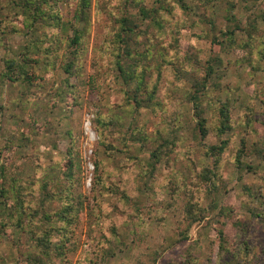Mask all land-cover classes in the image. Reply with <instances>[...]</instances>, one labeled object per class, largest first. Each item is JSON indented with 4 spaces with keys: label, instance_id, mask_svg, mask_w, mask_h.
Wrapping results in <instances>:
<instances>
[{
    "label": "rangeland",
    "instance_id": "374dc122",
    "mask_svg": "<svg viewBox=\"0 0 264 264\" xmlns=\"http://www.w3.org/2000/svg\"><path fill=\"white\" fill-rule=\"evenodd\" d=\"M11 1L13 0H0V12L4 19H14L15 14L20 13L19 9L14 6L12 8V4H9ZM176 1L165 0L166 9L172 11L173 17L170 22H165V29L157 46L165 47L176 20L179 22L183 18L190 28L187 31L180 29L181 39L178 48L181 55H190V51L195 50L202 61L209 58H219L222 61V67H216L215 71L223 76L219 80L214 76L208 81L205 100L210 99L213 103L218 101L219 105L228 103L229 115L236 122V128L222 135L221 140L230 141L232 149H240V140L243 139L246 142L247 155L244 154L241 160L250 169L239 172L232 162V157H227L229 154L226 156L221 163V174L226 188L221 190L222 194L217 204L228 207L230 204L247 202V190L254 196L259 188L264 186V159L254 152L256 147H262L264 153V105L260 102L264 89V51L262 50L264 49V0H209L206 6L199 0H182L189 9L185 15H182L179 7L175 5ZM91 3L90 27L84 34L78 58L82 71L78 77L68 79L67 89H63L62 82L66 76L59 67H54L51 74H46L48 68L42 61L31 63L33 66L29 72L35 77L32 86L27 87L20 82L11 84L9 81L0 84V146L6 143V139L21 145L18 148L4 150L3 153L8 157L6 167L11 176L20 178L26 183L40 185L41 182L52 180V177L60 171L59 164L67 159L66 149L69 142L74 143V151L81 169V172L80 169H74V178H81V185L75 186V190L85 196V207L72 233L75 246H72L73 250L64 258L65 264H88L94 259L97 251L100 253L104 251L102 264H127L137 243L140 248V264H181L189 245L193 243L199 245V250L196 252L199 264H204L208 260L215 262L219 251L217 229L226 219L218 213V210L214 212L209 210L210 199L206 196L202 197L200 204L206 209L204 220L195 223L187 231L185 240H182L177 232L185 204L182 185L191 181L194 166L211 168L212 162L204 156V152L220 142L212 128L216 125L215 119L206 111L203 116L210 119L211 125L208 126L210 132L205 138L199 135L192 104L187 101V94L195 83L202 81L204 73L196 66H193L192 72L187 67H180L175 79H172L169 69L163 67L162 71L167 72V79H164V82L175 80L176 84L169 82L164 84L162 111H158L155 115L145 113L137 119H131L119 112L121 102L113 98L104 84L101 70L99 72L98 70L99 64L104 61L103 57L105 58L100 48L109 37L108 32L112 31L114 17L121 15L120 9L125 3L121 0H91ZM154 4V0H144L146 8H151ZM74 6V1L63 0L60 6L63 21L72 18ZM97 6L100 8L98 13H96ZM127 11L130 15H137L138 12L135 6H128ZM228 13L235 17V21L227 20ZM252 19L256 21L258 33L256 42L251 45L252 49L248 50L244 48V44L247 41L248 24ZM209 20L214 23L213 28L207 24ZM197 22H201V25L196 24ZM146 25L147 23H144L142 27ZM235 25L239 30L235 32L234 43L231 44L226 42L222 32L234 29ZM194 35L202 37L197 38ZM212 37L224 41L223 49L214 48L210 44ZM7 38L8 51L0 48V71L4 68V58L12 57L21 61L27 52V45L30 44L25 36L8 35ZM191 47L194 49L190 50ZM143 50V47L138 49L139 52ZM31 51L29 57L33 60L38 59V55ZM261 52L263 56L260 55ZM163 55L167 57L166 63L177 64V59L174 60L171 51L168 54L164 51ZM54 85L60 87L59 96L52 88ZM246 105L254 108L258 120L252 122L251 129L245 128L243 120ZM86 113L93 114L94 118L95 115L101 114L120 119L121 127L115 128L120 132L126 129L129 121L139 124L144 130L147 141L142 148L134 145L130 146L129 150H123L121 143L114 136H109L111 145L121 152L116 153L114 158H108L104 147L97 144L99 129L93 124L97 140L92 146L95 156L91 154L90 159L92 164L94 159L100 163L99 176L104 179L105 185L114 183L121 187V179H124L130 200H135L139 204V210L133 208L132 203L119 202L118 196L110 194L100 186L86 187L84 154L87 145L83 130ZM170 129H175L173 131L178 144L177 151L170 155L172 172L183 175L179 180L176 176L173 177V182L179 185L180 189L172 207L168 206L169 191L163 187L166 182H161L165 180L163 174L166 171L161 170L156 179L148 182L152 169L146 165L150 153L159 147L161 136ZM23 131L30 136V142L20 144L15 135ZM129 155L136 156L138 162L132 159L134 157L129 158ZM1 157L0 165L3 163ZM122 169H130L137 175L135 183H130L127 176H121ZM36 185L35 188H38L39 186ZM29 186L32 187L31 184H25V187L29 188ZM258 203L259 201L253 202L252 206L259 208ZM121 204L120 211H117L115 206ZM159 205L161 208L157 209ZM243 207L244 220L250 224L247 207L244 204ZM147 208L151 209L153 219L145 217V221H142ZM156 218L161 220L158 221ZM1 219H4L2 213H0ZM109 223L115 226V234L106 229ZM252 234L248 245H254L255 253L260 259L258 264H264L262 258L264 228L256 226ZM225 237L229 241L228 246L234 249L236 247L233 244L234 232L230 227L225 228ZM38 256V248L29 235L18 232L8 222L5 228H0V263L2 261L4 264L24 263L27 258ZM52 260L55 263L60 261L55 260V257Z\"/></svg>",
    "mask_w": 264,
    "mask_h": 264
},
{
    "label": "trees",
    "instance_id": "16d2710c",
    "mask_svg": "<svg viewBox=\"0 0 264 264\" xmlns=\"http://www.w3.org/2000/svg\"><path fill=\"white\" fill-rule=\"evenodd\" d=\"M72 1L75 3L73 15L66 22L63 21V14L60 10L63 0H13L9 4H12V8L14 6L20 10L18 15L15 14L14 19H4L5 17L1 16L0 12L1 50L8 51V35L25 36L30 42L21 61L12 57L3 59L4 68L0 71V84L9 81L11 84L20 82V84L27 87L32 86L35 77L29 71L33 66L31 63L36 64L38 61H42L43 65L48 68L46 74H51L54 67H59L66 76L62 82L63 89H67L66 84L69 78H76L81 74L82 67L78 58L84 34L90 27L92 3L91 0ZM121 1L125 3L123 8L120 9L121 15L114 17L112 31L108 32L109 37L102 44L103 47L100 48L105 58L103 57L104 61L99 64L100 68L98 70V72L101 70L104 84L113 95V98L121 102L119 112L126 114L131 119H137L145 113L155 115L158 111H162L164 102L162 99L165 94L164 84L166 82L176 84L175 80L164 82V79H167V72L162 71L163 67L169 69L172 79H175L177 70L180 67H187L192 72L193 66H196L199 68L198 70L204 73L202 81L195 83L187 94V101L192 104L199 135L205 138L210 132L208 127L210 119L203 116V114L209 112L215 119L216 125H213L212 128L215 130L220 142L215 146H210L204 152V156L212 162L211 168H197L194 166L191 181L184 182L182 185L185 204L182 208L181 221L177 226L179 237L185 240L187 231L195 223L204 220L206 209L202 207L200 202L202 197L206 196L211 200L209 210L213 212L218 210V213L224 216L226 221L221 222V227L217 229L216 238L219 251L215 262L208 260L204 264H258L260 259L255 253V247L254 245H248V240L253 235L254 227L264 228V186L260 187L254 196L246 189L247 202L230 204L228 207H221L217 204V200L222 194L221 190L226 188L221 174V163L226 156L229 154L227 157H232V162H234L239 172L250 169L241 160L244 154L247 155L245 152L246 142L242 139L240 140L241 148L232 149L230 141L221 140L222 135L236 128V122L229 115L230 107L228 103L225 102L219 105L218 101L213 103L210 99L205 100L208 81L214 76L218 80L223 76L215 71L216 67H222V61L219 58H209L202 61L196 55L197 51L195 50L190 51V55H181L178 48L181 39L180 29L187 31L190 28L183 18L179 22L176 20L165 47L157 46L165 29V22H170L173 17L172 11L166 9L165 0H154L155 4L151 8L145 7L144 0ZM199 1L204 6L209 3V0ZM175 5L179 7L182 15L189 11L182 0H177ZM128 6H135L138 10L137 15H130V12L127 11ZM98 12H100V8L97 6L96 13ZM227 20L229 22L235 21V17L228 13ZM144 23H147V25L143 28L142 24ZM196 24L201 25V22ZM207 24L212 28L214 27V23L210 20ZM200 27L202 28V26ZM238 28L235 25L234 29L222 32L226 42L234 43V35L239 30ZM257 33L256 21L252 19L248 24L245 49H252L251 45L256 42ZM194 36L197 38L202 37L201 35ZM210 44L214 48L223 49L224 41L212 37ZM142 47L144 50L139 52L138 49ZM192 49L194 48L191 47L190 50ZM31 50L38 55V59L33 60L29 57ZM262 50L264 51V49ZM164 51L167 54L171 51L174 60L177 59V64L173 65V62L166 63L165 58L167 57L163 55ZM260 55L263 56V53L261 52ZM52 88L56 90V94L59 96L60 87L54 85ZM262 97L260 102L264 105V89ZM255 119L254 108L246 105L243 119L245 128L251 129L252 122L258 121ZM119 120L114 119L113 116L101 114L95 115L94 118L93 124L95 128L99 129L97 144L99 143L104 147L108 158H114L116 153L121 152V150L111 145L109 136H114L121 143L123 150H129L130 146L134 145H139L142 148L147 141L144 130L133 121L128 122L123 132L115 129L121 127ZM173 130L175 129H170L165 135L161 136L159 147L150 153L148 162H146V165L152 169L148 176V182L156 179L161 170L166 171L163 174L165 180L161 182H166L163 187L169 191V207L174 206L180 189L179 185L173 182V177L176 176L179 180V177L183 176L172 172L173 164L170 162V155L178 149L177 137ZM15 136L20 144L30 142V136L24 131L16 133ZM20 146L8 139H6L4 145L0 146V156L3 160L0 165V213L4 216V219L0 220V228H5V224L8 222L18 232L29 235L36 248H38V257L27 258L24 263L17 262L15 264H62V262L65 264L64 258L67 253L73 250L72 246H75L72 241V233L85 207V196L75 190V186L81 185V178H74V169H80V163L76 158V151H74V143L69 142L66 149L67 159L59 164L61 166L60 171L52 177V180L41 182L40 185L26 183L20 178L11 176L7 169L8 157L3 153L4 150ZM254 152L264 159L262 147H256ZM92 154L95 156V150L92 151ZM130 157H134L132 159L138 162L136 156L129 155ZM93 167V184L91 185L100 186L110 194L118 196L119 202L132 203L133 208L140 209L135 200H130L131 197L124 185L123 178L121 179V187L114 183L107 186L103 182L104 179L99 176L100 163L95 159ZM121 171L122 177L127 176L130 183H135L137 175L132 170L122 169ZM170 173H173V175H170ZM25 184H31L32 187L27 188ZM35 185L39 187L35 188ZM257 201H259V208L252 206V203ZM243 204L247 207L246 211L250 215V224L244 220ZM121 207L122 204L115 206V209L120 211ZM159 208H161V205L157 207V209ZM143 215L142 221H145V217L153 219L150 208H147ZM156 219L161 220V218ZM229 227L234 232L235 241L233 244L236 246L234 249L228 246L229 241L225 237V228ZM106 229L113 232V234L116 233L115 226L111 223L107 224ZM100 236L102 237L103 234ZM135 247L127 264H140L138 243ZM198 250V243L189 245L185 259L181 264H199L196 255ZM54 257L55 260L60 261L56 263L53 260L51 261ZM103 258L104 251L103 253L97 251L94 259L90 260L88 264H102ZM262 258L264 259V252ZM0 264H4L3 261Z\"/></svg>",
    "mask_w": 264,
    "mask_h": 264
},
{
    "label": "built area",
    "instance_id": "2783aa9c",
    "mask_svg": "<svg viewBox=\"0 0 264 264\" xmlns=\"http://www.w3.org/2000/svg\"><path fill=\"white\" fill-rule=\"evenodd\" d=\"M93 119H94L93 114L86 113L84 117V125H83V130H84V135L86 137V145H87L84 154L85 171H86L85 185L87 188L91 186V181H92L91 178L94 170L93 164L90 160L92 154V146L95 144L97 140L95 131L93 129Z\"/></svg>",
    "mask_w": 264,
    "mask_h": 264
}]
</instances>
